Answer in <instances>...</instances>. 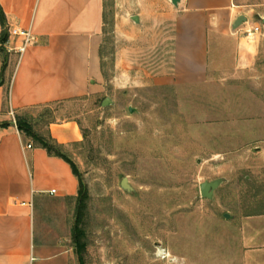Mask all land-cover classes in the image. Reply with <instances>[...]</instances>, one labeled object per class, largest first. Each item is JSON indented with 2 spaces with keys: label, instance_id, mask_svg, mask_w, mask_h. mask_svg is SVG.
Listing matches in <instances>:
<instances>
[{
  "label": "rangeland",
  "instance_id": "1",
  "mask_svg": "<svg viewBox=\"0 0 264 264\" xmlns=\"http://www.w3.org/2000/svg\"><path fill=\"white\" fill-rule=\"evenodd\" d=\"M103 1V92L30 111L36 127L27 121L43 134L48 122L74 120L82 133L60 151L86 200L54 201L44 217L46 242L60 252L54 263L80 264L78 213L84 264H242L237 220L264 214V46L253 50L257 35L243 30L264 34V0H232L223 18H247L235 29L247 38L245 60L235 40L214 35L205 76L194 81L172 78L178 4ZM215 180L212 197L201 198L200 184Z\"/></svg>",
  "mask_w": 264,
  "mask_h": 264
},
{
  "label": "crops",
  "instance_id": "2",
  "mask_svg": "<svg viewBox=\"0 0 264 264\" xmlns=\"http://www.w3.org/2000/svg\"><path fill=\"white\" fill-rule=\"evenodd\" d=\"M178 6L172 78L205 76L214 35L235 40L236 56L245 60L247 38L236 37L241 29L232 28L235 18L228 25L223 19L234 12L232 0H179ZM0 9V264H60L54 263L59 249L46 242L44 217L50 203L76 200L78 180L69 164L21 134L15 118L31 122L36 109L103 92L104 1L0 0ZM13 28L30 29L36 38L21 56V41L9 36ZM260 36L254 38L255 51L264 46ZM45 134L61 148L82 141L74 120L48 122ZM28 144L32 148L23 151ZM37 215L40 254L34 245ZM237 234L241 263L264 264V214L238 219Z\"/></svg>",
  "mask_w": 264,
  "mask_h": 264
},
{
  "label": "trees",
  "instance_id": "3",
  "mask_svg": "<svg viewBox=\"0 0 264 264\" xmlns=\"http://www.w3.org/2000/svg\"><path fill=\"white\" fill-rule=\"evenodd\" d=\"M0 18L3 19V14L0 9ZM15 123L17 126L18 131L23 134L26 137H29L31 140H33L39 147L46 150L47 154L49 156L58 157L62 160H64L67 164H69L73 175L77 178L79 188H78V194H77V202L79 203V207L81 208L83 206L84 201L86 200L87 194L85 189L82 187V185L79 182L78 176L76 175L75 169L71 162L65 157V155L60 151L61 147H59L48 134L41 135L37 133L34 128L31 126V123L27 122V119L16 117ZM4 126V125H3ZM78 206V205H77ZM78 224H79V218L78 213L76 215L75 219V225L73 228V236H74V242L76 247V254L78 256L80 264H84L82 253L84 245L81 242V233L78 230Z\"/></svg>",
  "mask_w": 264,
  "mask_h": 264
},
{
  "label": "built area",
  "instance_id": "4",
  "mask_svg": "<svg viewBox=\"0 0 264 264\" xmlns=\"http://www.w3.org/2000/svg\"><path fill=\"white\" fill-rule=\"evenodd\" d=\"M247 24V23H246ZM262 28L264 29V24L262 25ZM244 34L246 35V37H253L255 35H262L264 36V34L261 31V28L259 27H253L252 29H245L244 30ZM9 36L15 39H19L21 41L20 46L16 49V52L19 56H21L26 49L35 43L36 38L33 36L32 32L30 29H20V28H13L9 31ZM32 146L31 145H23L22 149L23 151H26L28 149H31ZM56 191L55 190H51L49 192L50 195H55Z\"/></svg>",
  "mask_w": 264,
  "mask_h": 264
},
{
  "label": "water",
  "instance_id": "5",
  "mask_svg": "<svg viewBox=\"0 0 264 264\" xmlns=\"http://www.w3.org/2000/svg\"><path fill=\"white\" fill-rule=\"evenodd\" d=\"M173 5H177L179 0H171ZM132 20L134 22H138L139 19L137 16L132 17ZM247 22V18L244 16H239L235 19V21L233 22L232 28L235 30L237 29L241 24L246 23ZM110 103L109 99H106L102 102V106L105 107ZM220 182L218 180L212 181V182H203L202 184H200L199 186V192H200V196L203 199H210L214 193V191L218 188ZM121 188L125 189V190H129V186L127 185V180L123 179L120 183ZM225 218H228V215H225Z\"/></svg>",
  "mask_w": 264,
  "mask_h": 264
}]
</instances>
